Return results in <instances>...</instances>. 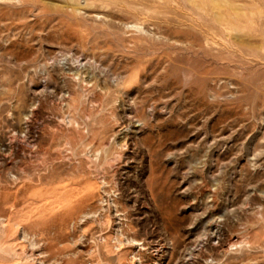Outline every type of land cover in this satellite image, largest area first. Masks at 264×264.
Wrapping results in <instances>:
<instances>
[{"label":"rangeland","instance_id":"1","mask_svg":"<svg viewBox=\"0 0 264 264\" xmlns=\"http://www.w3.org/2000/svg\"><path fill=\"white\" fill-rule=\"evenodd\" d=\"M217 3L0 0V264H264V0Z\"/></svg>","mask_w":264,"mask_h":264},{"label":"bare ground","instance_id":"2","mask_svg":"<svg viewBox=\"0 0 264 264\" xmlns=\"http://www.w3.org/2000/svg\"><path fill=\"white\" fill-rule=\"evenodd\" d=\"M214 3H217V2H219V0H212ZM218 4V3H217Z\"/></svg>","mask_w":264,"mask_h":264}]
</instances>
